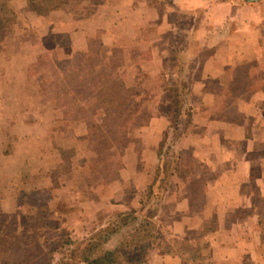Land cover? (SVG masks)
I'll return each mask as SVG.
<instances>
[{"label": "rangeland", "instance_id": "1", "mask_svg": "<svg viewBox=\"0 0 264 264\" xmlns=\"http://www.w3.org/2000/svg\"><path fill=\"white\" fill-rule=\"evenodd\" d=\"M176 6L172 0H0V223L12 227L0 231V242L15 241L23 264H77L113 249L118 264H172L173 256L202 264L211 253L202 239L215 227L214 215L200 210L204 173L181 149L191 136L204 137L190 132L194 69H173L178 45L162 46L152 24L155 17L178 16ZM196 8L198 16L205 10ZM164 29L181 43L173 27ZM74 30L95 34L89 51L76 56ZM255 61L232 70L228 89L214 87L222 96L211 117L234 121L246 103L226 94L247 99L264 87L262 60ZM90 69L109 70L113 83L130 90L120 94L124 109L115 95L114 112H102L93 97L98 91H86L78 79L59 85L74 76L93 81ZM86 121L97 125L90 136ZM96 147L103 148L102 166ZM187 200L191 212H178ZM15 216L22 227L12 224ZM185 218L198 223L186 237Z\"/></svg>", "mask_w": 264, "mask_h": 264}, {"label": "crops", "instance_id": "2", "mask_svg": "<svg viewBox=\"0 0 264 264\" xmlns=\"http://www.w3.org/2000/svg\"><path fill=\"white\" fill-rule=\"evenodd\" d=\"M172 1L177 4L173 11L178 16L155 17L152 24L156 22L160 30L157 39L162 46L178 45L179 57L173 69H194V77L188 83L193 108L190 132L202 133L204 137L191 136L181 149L188 150L194 167L204 173L206 205L200 210L215 218L214 231L202 237L211 253L200 259L202 264H264V87L253 90L247 99L244 94L239 98L236 95L237 100L233 94H226L231 100L246 103L236 110L234 116L238 119L218 120L210 114L222 96L214 87L228 89L229 83L235 82L229 77L232 70H240L243 62L258 59L264 67V0ZM197 3L205 7L200 16ZM142 20L147 22L145 15ZM166 26L173 27L175 38L181 43L173 40L172 32L165 31ZM94 35L76 30L70 33L73 56L89 51ZM188 203L190 200L177 204L178 212L190 213L192 205ZM184 221L182 234L186 237L198 228V223L188 218ZM201 230L200 236L206 229ZM182 262L173 256L172 264Z\"/></svg>", "mask_w": 264, "mask_h": 264}, {"label": "trees", "instance_id": "3", "mask_svg": "<svg viewBox=\"0 0 264 264\" xmlns=\"http://www.w3.org/2000/svg\"><path fill=\"white\" fill-rule=\"evenodd\" d=\"M32 10L35 11L38 15H42L43 12L40 11V9L37 8L36 5H32ZM4 37H5V33L3 32V28L0 26V43L4 40ZM91 41V40H90ZM99 45L101 46V44L99 43ZM97 66H99L98 64H96ZM82 65H75L74 67L76 69H78L80 71V68H81ZM114 68V65L113 67ZM90 70H94L96 74H93L94 75V79L93 81H89L91 80L89 76H86L84 78H79V77H75L72 79V77L70 78H67L66 79H61V81L59 82V85L62 86V83L67 82L68 85L70 83H73L72 81L78 79V86L80 87H83L85 88L86 91H89L91 92V90H94V91H98V96H94L93 94V97L95 98V100L98 101V106H99V110H101L102 112H106V113H109L110 111L114 112V109H115V99H113L115 96V98L119 99L117 100L118 102V106L121 107V109H124L126 107V101L120 97V94L122 93H127L129 92L130 90L126 89L123 84H121L120 82H118V84L116 83H113L112 78H111V73H108V71L110 70V67H109V70H103L102 73H97L98 71L96 69H90ZM105 72V73H104ZM89 77V78H88ZM72 79V80H71ZM71 81V82H70ZM90 82H92L90 84ZM111 82L113 85H111ZM88 83L90 85H88ZM60 91H59V96H60ZM91 94L89 96H92ZM57 96V95H56ZM109 115H112V114H109ZM109 115L107 117H109ZM86 130H87V133L88 135L90 136L91 135V129L94 127V126H97L94 124L93 121H86ZM105 123L103 125V127H105ZM93 131V130H92ZM113 137L114 139L116 140V138H121V137H118L117 135H112V140H113ZM113 142V141H112ZM110 143V141H109ZM111 144V143H110ZM110 144H104L103 145V148L105 147L106 150L110 151L112 150V152H114L115 149H112V146L113 145H110ZM122 147H124V143L121 145ZM103 148H95V152L97 154V159L95 160V162H97L96 166H102L103 164H101V162L103 161V159L101 157H103ZM118 153V151H117ZM100 162V163H99ZM101 164V165H100ZM15 218H17V220H15ZM12 224H16L17 222V227H22L19 219H18V216L16 217H13V220H12ZM2 223V222H1ZM0 223V231L2 229L6 230V232H12L11 229L12 227H7L6 225H4V223L1 224ZM46 226V225H45ZM42 228V226H39L37 227V229H40ZM15 231V230H14ZM4 236H6V233L4 234ZM16 238V237H15ZM27 239V238H26ZM27 241L29 242V240L27 239ZM15 245H16V242H6V241H2L0 242V250L2 251L3 253V259L0 260V264H23L22 260H23V257L21 256L20 252L19 253H16L15 251ZM117 249H113V250H108L100 255H87L85 256L82 260H79V262L77 264H80L81 262H84V264H118V255H117ZM50 253H47V254H43V255H50ZM7 260V263L5 262ZM9 261V262H8ZM66 264V263H65Z\"/></svg>", "mask_w": 264, "mask_h": 264}]
</instances>
